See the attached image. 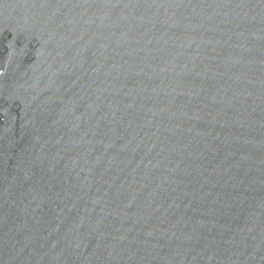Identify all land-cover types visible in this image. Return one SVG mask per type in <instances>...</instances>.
I'll list each match as a JSON object with an SVG mask.
<instances>
[{
	"label": "water",
	"instance_id": "95a60500",
	"mask_svg": "<svg viewBox=\"0 0 264 264\" xmlns=\"http://www.w3.org/2000/svg\"><path fill=\"white\" fill-rule=\"evenodd\" d=\"M0 264H264V0H0Z\"/></svg>",
	"mask_w": 264,
	"mask_h": 264
}]
</instances>
